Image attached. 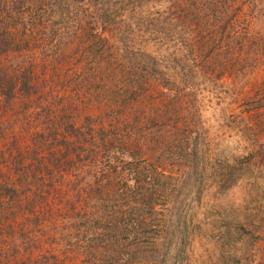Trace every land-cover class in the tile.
Instances as JSON below:
<instances>
[{"label":"rangeland","instance_id":"rangeland-1","mask_svg":"<svg viewBox=\"0 0 264 264\" xmlns=\"http://www.w3.org/2000/svg\"><path fill=\"white\" fill-rule=\"evenodd\" d=\"M129 4L128 12L118 11L123 20L113 29L103 19L97 23L95 14L77 12L82 4L71 8L68 20L61 19V12L51 13L46 22L50 27L42 34L45 40L23 52L0 56V75L11 71L17 75L29 68L31 84L29 91L20 90V85L14 89L13 78L0 85V182L12 186L0 197V264H54V256L58 264H84V256L69 253L74 257H65L83 230L77 224L71 227L67 210L83 203L63 183L72 170L86 178L95 172L96 165L88 159V173L86 168L80 172L67 166L77 159L78 145L70 143L75 127L91 123L94 130L102 116L107 125L119 116L122 123L132 119L133 132L129 129L118 140L127 141L131 150L137 146L128 143L130 138L134 144L138 139L149 144L158 136L164 138V145L158 143L165 151L155 143L154 148L167 172L179 171L173 162L182 146L189 143L190 148L192 144L201 148L205 175L198 183L200 193L190 203L183 264H264V10L242 0H220L222 8L215 11L206 7L202 29L186 34L187 40L195 42L192 52L183 41L174 45L170 40L172 46L157 44L147 27L145 16L157 17L162 24L172 22L173 32L179 35L181 27L171 18L174 0H156L149 7ZM64 21L65 25L72 22L70 33L63 29ZM100 34L109 38L107 44L99 45ZM121 36L131 42L130 49L166 56L169 73L174 57L180 58L181 73L193 76L198 86L141 90L131 77L140 70L137 78H142V63L132 53L122 56ZM147 62L150 68L152 61ZM9 91L14 92L11 101L4 95ZM175 98L182 103L178 111L172 104ZM113 99L120 104L115 106ZM160 105L167 108L162 109L166 120L153 118L161 111ZM174 125L179 126L180 146L171 140ZM186 126L192 131L190 139L183 136ZM148 147L135 152L143 156ZM115 151L107 153L99 166L114 165ZM53 181H57L56 189ZM27 225L42 228L36 235L44 233L37 239L38 247L29 250L24 244Z\"/></svg>","mask_w":264,"mask_h":264},{"label":"trees","instance_id":"trees-1","mask_svg":"<svg viewBox=\"0 0 264 264\" xmlns=\"http://www.w3.org/2000/svg\"><path fill=\"white\" fill-rule=\"evenodd\" d=\"M219 1L174 0L172 6L175 7V11L171 18L174 17L175 22L181 27L177 36L173 32L175 27L172 22L168 25L162 24V19L157 17L145 16L147 27L151 30V34L156 36L153 39L159 41L157 44L168 43L169 46H172L170 40L175 42L174 45L178 41H183V46L194 52L192 48L195 42L191 39L187 40L186 34H193L196 33V30H201V26L206 23L205 15L202 12H206V7L213 11L222 8ZM237 1L239 0H234V2ZM242 1L252 4L254 9L258 6V9L264 10V0ZM119 2L123 5L120 6ZM131 2H134V6L149 7L148 4L154 3L156 0H0V56L10 52H23L45 40L42 39V34H45V31L50 27L46 26V22L50 21L51 13L61 12V19L68 20L73 15L71 8L82 4L83 6L77 12L95 14L98 17L97 23L100 24V20L103 19L105 23L111 25V28L108 29H113V26H118V23L123 20L122 14L118 18V11L128 12L127 5H130ZM111 8H114L115 11L111 12ZM37 18L40 19L39 22L35 21ZM42 20L43 22H41ZM63 23V29L70 33L68 27L72 22H68L67 25H65V21ZM99 31L100 28L95 29L94 35L98 36ZM102 35L99 36V45L107 44L106 39L109 40L108 37L102 38ZM118 42L120 50L123 51L122 56L132 53L142 63L140 64L143 71L142 78H137L140 70L131 77L133 82H138L141 90H159V88H163L161 90H193L198 86L192 79L193 76H184L185 73H181L180 70L184 67L181 66L180 58L174 57L169 65V73L168 69H165L166 65L170 63L168 59H164L166 56L164 58L158 55L153 56L152 53L140 48L130 49L131 42L124 40L122 36L118 37ZM174 56L177 54L174 53ZM147 61H152L150 68L146 64ZM16 71L19 72V70ZM11 73L12 71L6 72L4 76L0 75V85L4 86V79L13 78L14 89L20 85V90H30L29 68L22 70L21 74L11 75ZM2 80L3 82H1ZM11 89L13 90V88ZM173 94L177 95L174 91ZM4 95L7 100L11 101L14 92L9 91ZM113 101L115 106L120 104L119 99H113ZM172 104L177 111L179 110L178 105L182 106V103H177L176 98L172 100ZM160 107L161 111L157 110L153 118L166 120L162 110L165 107L162 105ZM165 109L167 110V108ZM99 111L105 113L101 106H99ZM113 113H115L114 110ZM111 118L114 119L113 116ZM135 118L138 119L139 114ZM103 119L102 116L94 130L91 123L85 124L86 128L75 127V139L70 142L74 147L78 145L76 148L77 159L72 160L73 162L67 168L79 169L80 172L82 168H86L87 173L90 170V164L96 165V168L95 172L92 171L87 178L85 174L81 176L72 170L73 174L64 180L63 185L83 203L79 207L72 206L67 210L69 217L72 218L71 227H75L77 224L83 230L79 242L74 246L70 240L67 241L69 247L73 246V248L67 250L65 257L67 259L74 257L69 253H75L77 258L84 256V264H183L182 246L188 228L189 213L192 210L190 203L197 197L195 195L200 193L198 183L202 182L205 175L206 161L204 157L199 156L201 148L197 144H192L190 148L189 143L180 147L181 153L175 158L176 162H173V164H178L177 170L179 171L170 170L167 172L168 170L163 168L166 164L161 162V158L154 148L155 143L157 147L164 148L162 151H165L166 147L159 145L161 142L163 145L165 144L164 138L158 136L151 139L149 144L140 139L134 144L130 138L128 143L134 145L133 148L137 146L140 149L131 150V147L126 144L127 141L118 140H120V135L125 136V133L130 131L129 129H131L130 134L133 132L136 124H132V119L129 118L128 121L127 118L122 123L119 116L116 122L112 121L109 125L103 122ZM183 121L187 123L186 118ZM130 122V127L125 130L124 128ZM72 128L74 130L73 126ZM178 128V125L174 127L176 130H173L171 140L173 144L177 143L180 146L177 139L181 140L182 137L178 134ZM182 130L183 136L190 139L192 131L189 130V127L186 126V129ZM168 144L166 143V145ZM144 146H149L148 150L150 151L146 148L147 154L140 156L138 152H135H141ZM172 149L173 147H171ZM110 151L117 153L114 165L105 163L100 167L99 163ZM35 158L36 156L33 157V159ZM87 159L90 164L86 162ZM166 160L168 159L166 158ZM106 164H109V167ZM69 169L65 171L68 172ZM99 175L100 181L97 180ZM32 181L34 182V180ZM56 182L51 183L55 189L57 188ZM27 183L29 182L27 181ZM11 188L12 186L6 182H0V197H3L4 191ZM73 221H75L74 224ZM41 229L33 228L30 225L23 228L26 233L24 234L26 237L25 250L32 249L34 246L38 247L37 239L44 233L36 235V231ZM163 235H165V239ZM162 236L164 240L159 239ZM1 256L2 252H0ZM54 258L56 259L54 264H58V258L56 256Z\"/></svg>","mask_w":264,"mask_h":264}]
</instances>
